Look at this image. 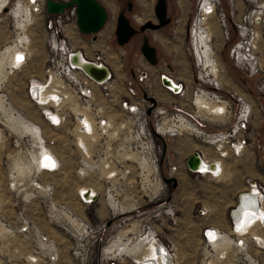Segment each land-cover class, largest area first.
Segmentation results:
<instances>
[{"label": "built area", "instance_id": "2783aa9c", "mask_svg": "<svg viewBox=\"0 0 264 264\" xmlns=\"http://www.w3.org/2000/svg\"><path fill=\"white\" fill-rule=\"evenodd\" d=\"M0 1L1 13L7 9L10 0ZM56 1L67 3L70 0ZM209 1L211 3V7H208L209 17L215 19L222 38V45L216 49V53L221 51V47L228 45V54L235 67L245 72L248 77H254L258 93L264 96V0H241V6L237 0H228V12L225 11L221 0ZM24 3L29 15L38 18L45 27V45L48 53L43 77L30 78L26 83V94L49 126L55 129L66 126V133L72 139L75 153L76 168L73 170L75 176L98 183L96 187L81 185L77 190L78 200L83 206L88 207L101 195L111 213V228L121 227L118 222L121 214L139 208L137 206L139 193L140 196L144 195L147 201L156 196V181L159 183L162 180L160 165L168 166L167 176H172L179 168L177 160L171 159L169 150H166L160 163L162 144L156 140L151 126L165 142L168 138L173 142L188 136L205 145L206 151L198 152L200 161L206 157L210 164L221 165L219 170L207 171L209 173L207 175L212 179L220 177L222 164L226 159L242 156L252 146L254 105L250 94L245 97L215 77L209 75L203 77L201 68L197 76H192L190 80L178 79L170 71L159 72L155 69L156 66L151 65L139 52L134 54L130 76L123 74L121 78V84L126 92L121 95L115 76L113 77L114 71L104 60V52L95 50L89 55L82 45H76L69 36L76 32L80 36L76 26L75 6L65 8L63 13L49 14L45 9V0H24ZM203 5L204 1L198 8L199 17L196 20L198 26L194 25L189 31L193 43L197 33L203 31L204 34H210L209 29L200 25ZM106 26L107 22L104 27ZM211 36L213 39L212 33ZM17 49L14 60L9 64L12 71L22 69L29 60L30 48L27 42L19 43ZM117 51L121 56L124 55L120 46ZM79 57H84L85 62L106 67L108 77L101 80L92 77L77 61ZM199 62L201 63L200 59ZM163 64L168 65L166 61ZM152 70L156 72L157 85L176 98L174 102H170L172 108L150 92L146 91L155 97V106L143 98V93L137 95L133 84L143 83L149 91L150 85L154 84V80L151 79ZM165 79L172 82L173 86L164 82ZM254 104L262 114L263 104L261 102ZM115 107L120 109L118 114L113 112ZM149 107H152L150 115L147 114ZM151 117L154 118V122H151ZM163 118L165 124L159 132L158 127L162 124ZM27 145L30 148L27 160L34 167V172L31 173V178L29 177V185L35 193L42 196L52 195L53 184L41 181L40 177L45 173H61L62 157L47 146L39 127L31 132ZM168 146L174 150L172 145ZM187 169L191 173L202 175L199 168ZM246 183L255 189V196L259 198L264 196V185L249 179ZM82 186L91 187L96 193H91L90 190L87 192V189L80 190ZM140 190L142 192H139ZM241 194H250V191ZM51 203L55 211V201ZM2 206L0 199V214ZM235 209H231V216ZM68 212L69 214L65 213L69 221L68 226L74 230L72 236L75 242L80 244L88 230L92 232L94 228L85 222L77 224L73 213L69 210ZM199 213L203 214L202 210H199ZM258 228L264 231V223L261 222ZM15 231L23 237L33 238L34 244L25 254V260L40 264L45 262L46 258L55 263L57 260L55 244L41 232L37 224L29 220L28 216H20ZM90 238H96V235L90 234ZM133 239H135L133 234L125 237L119 236L118 233L107 236L103 243L101 241L98 243V264H158V261L159 264H173L175 261L171 249L158 241L157 228L153 224L146 222L142 224L135 240H142L145 245L152 249L156 248L155 259L143 257V261L137 263L139 258H131L134 254L124 252V245L132 243ZM201 240L205 248L216 254L218 251L215 250V244L218 241L222 243L228 241L232 248L245 252L249 250L251 243L260 246V240L256 237L247 238L242 235L230 237L212 226L202 229ZM95 241L96 239L92 240ZM44 246H48L47 254L42 252ZM106 247H110L111 250L105 252ZM91 253L92 250L88 256H84L86 261L92 259ZM218 255L222 259H227L228 252ZM245 256L247 264H261L258 258L249 252L245 253ZM126 257L132 262L126 261Z\"/></svg>", "mask_w": 264, "mask_h": 264}, {"label": "rangeland", "instance_id": "374dc122", "mask_svg": "<svg viewBox=\"0 0 264 264\" xmlns=\"http://www.w3.org/2000/svg\"><path fill=\"white\" fill-rule=\"evenodd\" d=\"M99 1L101 2V0ZM142 1L112 0L114 11L111 13L107 10L108 26L102 29L110 35L106 39L101 35L102 30L95 35H84L81 32H79L80 36L77 32L69 34L73 42L78 46L82 45L81 47L85 49L87 54L90 55L95 50L104 52V60L114 71L113 77L115 76L121 95L126 93L121 84V78H123V74L130 76L134 54L140 52L144 36L148 37L150 44L156 49L158 62L155 69L159 72H162V70L170 71L178 79L190 80L192 76H197L199 69H202L204 64L205 58L201 50L202 41L200 37L203 31L195 35L194 43L189 36L192 27L194 25L198 26L196 22L199 17L198 8L204 0H166L167 16L170 18V22L160 29L144 32L139 30L141 24L147 20L157 22L154 13L157 0H145L143 1V3L146 2L144 4ZM237 1L241 6V0ZM128 2L132 3L130 11L126 8ZM221 2L225 11L228 12V0H221ZM101 3L103 4V2ZM23 7H26L24 0H10L7 9L0 13V54L9 46L18 45L19 43L24 44L27 41L30 48L29 60L26 66L20 70L12 71L7 64L4 66L3 75L0 78V97L4 101V104H0V129L2 132L0 140V199L3 203L0 214V264H36L28 259L25 260V254L34 244L33 238L23 237L15 231V226L22 215L28 216L29 220L37 224L41 232L47 235L55 244L54 247L57 252L55 263L44 258L45 262L40 264H98V243L100 241L103 243L107 236L125 232L129 229H131L128 231L129 233L119 235L125 237L133 234L137 239L141 226L145 222L151 223L157 228L158 241L166 244L171 249V252L175 255V264H247L245 253L249 252L255 256L250 248L245 252L237 251L231 247L227 250V259H222L219 257V253L216 254L211 249L205 248L200 235L203 226L221 225L227 210L232 206L233 196L244 188L249 177L257 176V172L262 171L264 173V111L262 114L259 113L254 104V102H261L264 106V96L258 93L255 78L248 77L245 72L239 71L235 67L228 54V45H224L221 47V51L216 53V45H219H217L218 48L222 45V38L221 35H218L220 33L218 31L219 27L214 18L211 16L208 18V20L211 18L210 23H213L210 26H216L214 28L210 27V31H215V33L211 32L215 38L209 37V45H211L212 54L215 55L223 69V73L221 72V77H223H220L221 82L225 85H227V82V86L237 94L245 97L250 94V99L254 105L251 126L253 130L251 133L252 149L248 150V153L242 158L237 160L229 158L228 162H224L222 164L224 173L220 179L215 180L208 175H196L177 170L179 172L172 173V176L178 180V186L175 189H172L163 180L159 183L156 181V196L147 201L146 197L144 195L140 196L139 193L137 202L139 208L133 212L121 214L118 221L121 227L111 228V213L108 211V206L101 195L95 203L88 207L83 206L78 200L77 190L81 185L96 187L98 183L85 177L75 176L73 172L76 168L75 153L72 139L66 133V126L59 129L49 126L38 112L37 106L26 94L27 81L30 78L43 77L47 66L48 53L45 45L46 30L44 25L38 18L29 15L28 10L26 12ZM105 8L107 7L105 6ZM121 10H125V15L137 29V33L123 46L117 44L115 36L116 18ZM137 19H143L142 23H139ZM178 20L179 23H177ZM200 25L207 28L202 22V18H200ZM24 33L27 37L24 36ZM93 36H95V40ZM206 37H208V34ZM119 46L124 52L123 56L117 51ZM7 54L9 55V53ZM107 55H111V57H107ZM177 59L180 60L177 61ZM165 61L168 63L167 66L163 64ZM121 63L123 66H121ZM153 70L151 71L153 74L151 79L154 80V84L150 87V94L157 95L172 108L173 105L170 104L172 98L157 85L156 72ZM201 75L203 76L202 72ZM133 86L137 91V95H141L143 91L149 92L148 87L143 83L135 82ZM173 100H176V98ZM119 110L118 107H115L113 112L118 114ZM11 113L21 118L23 127H19L15 123L16 121L14 123L11 121ZM150 120L154 122L153 117ZM37 127H39L47 146L62 157L61 173H45L40 177L41 181L53 184L54 192L52 195L44 194L42 196L35 193L29 185V177L31 178L34 167L27 160L30 149L27 144L30 142L31 132ZM176 140L172 142L169 138L166 139L167 146L172 145L173 151L180 152V148H176V146L179 147ZM195 141L192 142L195 147H203L200 142ZM167 150H169L171 159L173 161L177 160L178 155L173 153L169 146ZM180 156L181 154H179ZM17 164L26 167L25 174H19L15 166ZM159 169L161 176H167L168 166L166 164L160 165ZM82 189H90L96 192L93 188L87 186H82L80 190ZM32 194H36V197ZM51 201H55V211H53ZM127 203L129 204V202ZM237 204L238 202L231 209H235ZM63 206H65L64 209ZM203 207L205 208L204 213L200 214L199 210ZM68 210L73 213L77 224L80 222L88 223L97 232L95 233L94 229L92 232L88 230L89 235L86 234L80 244L76 243L72 236L74 230L68 226L69 221L66 217V214H69ZM109 220L111 221L110 224H108ZM78 232L80 231L78 230ZM90 234H95L96 238H90ZM251 234L256 238L259 236L253 231ZM237 235L245 236L243 233H234L231 236ZM95 239L96 241L92 242ZM133 244L130 246H133ZM47 250L48 246H44L42 252L47 254ZM91 250L92 259L86 261L84 256H88ZM141 255L139 252V255L136 253V257L135 254L134 256L131 255V258H140ZM125 260L132 262L127 257Z\"/></svg>", "mask_w": 264, "mask_h": 264}, {"label": "water", "instance_id": "95a60500", "mask_svg": "<svg viewBox=\"0 0 264 264\" xmlns=\"http://www.w3.org/2000/svg\"><path fill=\"white\" fill-rule=\"evenodd\" d=\"M75 6L76 10V26L84 35H95L99 33L105 26V23L108 19V12L105 6L99 0H70L67 3L59 2L56 0H45V9L49 14L53 13H63L65 8ZM132 3L128 2V10H131ZM154 13L157 19V22L150 20L145 21L140 25L139 30H157L161 27L167 25L170 22V18L167 16V4L166 0H157ZM137 33V29L131 24L129 18L125 15V12L121 10L117 16L115 36L117 44L120 46L125 45L128 41ZM95 40V36H93ZM140 52L144 55L146 60L151 65H156L158 62L157 53L155 47H153L147 36H144L142 39V44L140 46ZM84 69L95 79H106L108 77V69L106 67L97 66L94 64L83 65ZM106 74V75H105ZM164 82H167L165 79ZM143 98L149 101L152 106L156 105V99L153 96H150L147 92H143ZM152 107L147 109V114L150 115ZM151 131L153 135L161 142L162 144V155L160 163L163 161L165 156L167 145L164 138L155 132L151 126ZM200 158L198 152L193 153L186 160V165L190 169L198 168ZM164 183L169 184L172 189H175L178 186V180L174 176H162ZM242 195V194H241ZM170 199V198H169ZM168 199V200H169ZM238 206L236 207V209ZM235 209V210H236ZM234 211H232L233 213ZM111 221H108L110 224Z\"/></svg>", "mask_w": 264, "mask_h": 264}, {"label": "bare ground", "instance_id": "6f19581e", "mask_svg": "<svg viewBox=\"0 0 264 264\" xmlns=\"http://www.w3.org/2000/svg\"><path fill=\"white\" fill-rule=\"evenodd\" d=\"M104 4H106V6L113 12L114 11V7H113V2H112V0H101ZM140 2L142 1V0H139ZM143 1H145V0H143ZM143 1H142V3H143ZM147 1V0H146ZM185 3H186V1H184ZM183 2V3H184ZM0 3H1V1H0ZM144 3H146V2H144ZM143 3V4H144ZM179 3V2H178ZM180 4H181V1H180ZM208 4V5H207ZM211 3H210V1L209 0H204V9L202 10V12H201V18H202V22L204 23V25H206L207 26V29H211V28H214V27H216V26H210V25H213V23L211 24L210 23V20H211V18L208 20V18H209V15H210V13H208L209 12V10H208V7H211V5H210ZM184 5V4H183ZM187 5V4H186ZM0 6H1V4H0ZM18 6V5H17ZM105 6V5H104ZM185 6V5H184ZM181 7H182V5H181ZM24 8V10H26V12H27V7H23ZM186 8H188V7H186ZM17 9H18V7H17ZM107 9V8H106ZM180 9H182V8H180ZM108 10V9H107ZM184 11L186 10L185 8L183 9ZM183 14H184V12H182ZM186 13V12H185ZM186 15V14H185ZM183 17V16H182ZM212 17V16H211ZM182 20H184V19H182ZM215 20V19H214ZM214 20H213V22H214ZM212 21V20H211ZM181 23V22H180ZM182 23H183V21H182ZM181 23V24H182ZM210 23V24H209ZM184 24V23H183ZM181 26V25H180ZM211 27V28H210ZM105 28V27H104ZM103 28V29H104ZM218 28V27H217ZM181 29V28H180ZM107 30V29H106ZM178 30V29H177ZM182 30V29H181ZM180 30V31H181ZM218 30V29H217ZM216 30V31H217ZM26 31V30H25ZM219 31V30H218ZM102 37L104 38V39H106L107 37H108V32H106V31H104V30H102ZM182 32V31H181ZM202 32V31H201ZM211 32L212 33H215V31L213 32V31H210V34L209 33H207L208 34V37H206V35L204 34V32H203V34L201 35L200 34V37H201V50H202V54H203V57L205 58L204 59V64H203V66H202V69H201V72L203 73V76L204 77H207V75H209V77L210 76H212V77H215L216 79H219V81L221 82L222 80H221V78L223 77H221V72H222V66H221V64H219L220 62H218V60H217V58L215 57V55L214 54H212V48H211V45H209L210 44V42H209V37L211 36ZM179 34V33H178ZM214 35V34H213ZM219 36H220V33L218 34ZM24 36H26V33H24ZM110 36V35H109ZM176 36H177V34H176ZM182 36V35H181ZM218 36V37H219ZM27 37V36H26ZM179 37V36H178ZM215 38V37H214ZM220 38V37H219ZM180 39H181V37H180ZM211 40V39H210ZM216 40V39H215ZM22 41V40H21ZM104 42V41H103ZM219 42V41H218ZM29 42L27 41V44H28ZM78 44V43H77ZM217 44V43H216ZM218 45V44H217ZM217 45H216V48H218L217 47ZM102 46V45H101ZM219 46V45H218ZM89 48V47H88ZM215 48V47H214ZM178 50H180V49H178ZM91 51V50H90ZM18 52V49H17V45H12V46H9V48H7L3 53H1L0 54V78H1V76L3 75V68H4V66L5 65H7L8 64V66H9V64L10 63H12V61L14 60V55L16 54ZM178 52H180V51H178ZM7 53H9V55L7 54ZM6 54H7V56H6ZM89 54V53H88ZM108 56H110L111 57V55H107V57ZM109 59V58H108ZM85 58L84 57H79V59H77V61L81 64V65H88L89 63L88 62H85ZM111 60V59H110ZM112 60H114L113 58H112ZM180 60V59H179ZM178 59H177V61H179ZM115 61V60H114ZM113 61V62H114ZM90 64H93V63H90ZM97 64H99V62H97ZM99 66H101V67H104L103 65H99ZM118 66V65H117ZM225 71V70H224ZM182 72V71H181ZM184 73V72H183ZM223 73V72H222ZM224 73H226V72H224ZM106 75V74H105ZM180 76H181V74H180ZM221 77V78H220ZM226 77V76H225ZM224 77V78H225ZM226 81V80H225ZM167 84H170V85H172V82H169V81H167L166 82ZM222 83V82H221ZM226 84L228 85V83L226 82ZM173 86V85H172ZM150 87H151V85H150ZM150 87H149V92H150ZM235 87V86H234ZM235 89V88H234ZM151 93V92H150ZM4 101L2 100V98L0 97V104L2 105V104H4L3 103ZM200 109H202V107L200 106ZM10 119H11V121L14 123L15 121V123H17V125L20 127V126H22L23 125V121L21 120V118L20 117H17V116H15L13 113H11V116H10ZM163 121H162V124H160L159 125V127H158V131L159 132H161L162 131V128H163V126H164V124H165V118H163L162 119ZM255 120V119H254ZM255 122V121H254ZM26 124V123H25ZM23 127V126H22ZM1 137H2V132H1V129H0V140H1ZM210 161L209 160H207L206 159V157H204L203 159H202V161H199V165H198V168L201 170V172H202V175H207V174H209V173H207V171L209 170V169H211V170H213V169H217V170H219V168H221V165H219V164H217V166H215V165H213V164H210L209 163ZM31 163V162H30ZM28 164V163H27ZM29 165V164H28ZM16 166V169L19 171V174L21 175V174H25V166H20V164H17V165H15ZM221 170V169H220ZM17 171V172H18ZM222 172H221V174H220V177L218 178V179H220L222 176H223V169L221 170ZM82 190H85V189H82ZM88 190H90V189H87V192H88ZM90 192L91 193H96V192H94L93 190H90ZM255 189H253V191H251V193L250 194H242L241 196H240V198H239V201H238V204H237V206H238V208L236 209V210H234V212L232 213V216H233V218H234V221L236 220V221H238V225H239V227H243L242 229H244V231H241L242 229H238V231L239 232H241V233H243V232H245V231H250V229L252 228L253 229V225H259L261 222H263L264 223V205H263V203H262V205L260 206V198H259V196H255ZM94 196V195H93ZM92 196V197H93ZM261 199H264V197L263 196H261ZM263 201V200H262ZM236 206V207H237ZM235 207V208H236ZM237 223V222H236ZM236 228H237V226H235ZM131 230V229H130ZM130 230H128V231H130ZM128 231H126L125 233H127ZM248 231V232H249ZM122 232H119L118 234H121ZM120 236V235H119ZM253 237V236H252ZM230 238L228 237V240H229ZM135 242V243H134ZM134 243V244H133ZM133 244V246H130V245H132ZM232 246L229 244V242L228 241H226L225 243H222L221 241H218L216 244H215V250H217L218 251V253H223V252H226L229 248H231ZM111 250V248L110 247H106V249H105V252H109ZM124 252H126V253H132V254H135L136 255V253L139 255V252H140V254H142L141 255V257L139 258V259H137L138 261H137V263H141L142 261H143V257H149L150 259H155L156 258V256H157V250H156V248H153L152 249V247H150V246H148V245H145L144 243H143V241L142 240H135V241H132V243H130V244H126V245H124ZM151 256V257H150ZM151 262V261H150ZM158 264H159V261L157 262ZM173 264H175V261L173 262Z\"/></svg>", "mask_w": 264, "mask_h": 264}, {"label": "crops", "instance_id": "0c3cea01", "mask_svg": "<svg viewBox=\"0 0 264 264\" xmlns=\"http://www.w3.org/2000/svg\"><path fill=\"white\" fill-rule=\"evenodd\" d=\"M170 97L172 98V100L175 98V97H172V96H170ZM172 100L170 102L175 101V100H173V101ZM192 142H196V141L193 138L188 137V136H185V137H182V138H178L176 140V144H179V147L176 146V148H178V149L180 148L179 149L180 152H176L175 151V153L178 155L177 156V162H178V165H179V169H177V170H179L180 172L183 170L184 172L191 173V172L188 171L186 163H185L187 158L189 156H191L195 152H199V151H204L205 152L206 149H207V147L205 145L200 144V143L199 144L201 146H203L202 148L201 147H195ZM250 149H252V146L248 150L250 151ZM251 152H249V153H251ZM247 153H248V151L245 152L242 156L232 157L231 159L237 160L239 158L244 157ZM179 154H181L180 157H179ZM228 160L227 161L225 160L224 162L226 163V162H228ZM179 171H177V172H179ZM191 174H194V173H191ZM256 174H257V176L249 177V179L255 180L258 184L264 185V173L261 171V172H257ZM251 190H253V188L248 186L247 183H246L244 188L239 190L233 196L231 208L239 201L238 196H239V194H241V192L243 193V192L250 191V193H251ZM259 201H260V206L262 205V203L264 205V200L262 201L261 198H260ZM231 208L229 210H227V212H226V214L224 216V220L221 223V225H206V226H212V227L219 228L221 231L225 232L229 236L234 235V233H241V232L238 231V229H242L243 227H239L238 221H236V220L234 221L233 217L231 216ZM201 210L204 213L205 208L203 207ZM223 211H225V210H223ZM206 226H203L202 229L204 227H206ZM235 226H237V228ZM252 227H253V229L251 228L250 231L248 230L249 232L248 231L243 232V235L245 234V237H247V238L248 237H252V234H251L252 231L259 235V236H257V238L260 240V246L253 245L251 243L250 244V251L260 260L261 264H264V231L259 229L258 225H253ZM202 229H201V232H202ZM241 231H244V229H242ZM125 232H122V234L125 235ZM200 235H201V233H200Z\"/></svg>", "mask_w": 264, "mask_h": 264}, {"label": "flooded vegetation", "instance_id": "af4514ba", "mask_svg": "<svg viewBox=\"0 0 264 264\" xmlns=\"http://www.w3.org/2000/svg\"><path fill=\"white\" fill-rule=\"evenodd\" d=\"M102 2V1H101ZM104 4V3H103ZM105 6H106V4H105ZM107 7V6H106ZM113 7H114V5H113ZM132 7V6H131ZM126 8H127V10H128V3H127V5H126ZM107 9H108V11L109 12H111L112 13V11L107 7ZM124 12H125V10H123ZM128 11H130V10H128ZM137 21L139 22V23H142V21H143V19H137ZM105 31V30H104ZM142 32H144V31H142ZM193 49H194V47H193ZM194 52H195V49H194ZM155 95V94H154ZM157 96V95H156Z\"/></svg>", "mask_w": 264, "mask_h": 264}, {"label": "snow or ice", "instance_id": "6c2138e0", "mask_svg": "<svg viewBox=\"0 0 264 264\" xmlns=\"http://www.w3.org/2000/svg\"><path fill=\"white\" fill-rule=\"evenodd\" d=\"M210 235H212V234H210Z\"/></svg>", "mask_w": 264, "mask_h": 264}]
</instances>
